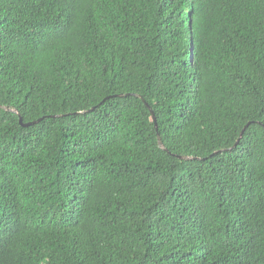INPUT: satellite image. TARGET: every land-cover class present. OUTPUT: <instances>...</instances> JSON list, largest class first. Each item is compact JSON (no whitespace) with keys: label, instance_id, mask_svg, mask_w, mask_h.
<instances>
[{"label":"trees","instance_id":"obj_1","mask_svg":"<svg viewBox=\"0 0 264 264\" xmlns=\"http://www.w3.org/2000/svg\"><path fill=\"white\" fill-rule=\"evenodd\" d=\"M0 264H264V0H0Z\"/></svg>","mask_w":264,"mask_h":264},{"label":"water","instance_id":"obj_2","mask_svg":"<svg viewBox=\"0 0 264 264\" xmlns=\"http://www.w3.org/2000/svg\"><path fill=\"white\" fill-rule=\"evenodd\" d=\"M146 104V103H145ZM146 106L149 108V106L146 104ZM151 113H152V117H153V121L155 122V125H156V127H157V122H156V118H155V115H154V113H153V111H151ZM21 122H22V120H21ZM35 123V122H34ZM34 123H29V124H25L24 126H31V125H33ZM244 133V132H243ZM243 133L241 134V137L243 136ZM158 142H159V145H160V147L162 148L163 147V144H162V142H161V139H160V136L158 135ZM239 142H240V140H238V142L236 143V145L235 146H237L238 144H239ZM181 159H188L187 157H182Z\"/></svg>","mask_w":264,"mask_h":264}]
</instances>
